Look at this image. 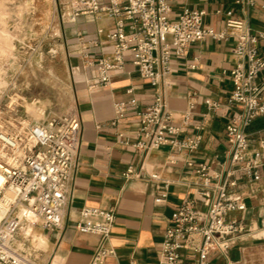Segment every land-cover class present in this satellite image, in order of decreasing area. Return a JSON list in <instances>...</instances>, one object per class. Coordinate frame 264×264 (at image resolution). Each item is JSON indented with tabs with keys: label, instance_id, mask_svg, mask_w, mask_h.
Masks as SVG:
<instances>
[{
	"label": "crops",
	"instance_id": "1",
	"mask_svg": "<svg viewBox=\"0 0 264 264\" xmlns=\"http://www.w3.org/2000/svg\"><path fill=\"white\" fill-rule=\"evenodd\" d=\"M168 1L173 20L185 9L205 10V26L217 31L226 29L229 18L246 16L253 32L264 33V0H253L251 5L236 0ZM115 24L116 20L108 16L68 17L65 22L74 113L82 119L83 132L64 226L47 230L41 224L28 225L20 233L22 238L26 232L38 264H90L101 236L82 233L75 227L84 207L115 213L109 241L114 253L107 264H165L162 243L182 201L194 199L205 210L217 193L213 186L203 185L202 177L188 161L212 164L214 185L224 181L230 166L226 126L236 112V107L229 103L233 91L230 72L239 61L236 37L231 34L226 39L208 37L191 44L184 56H174L172 60L167 108L174 123L182 126L183 136L202 135L200 148L179 153L163 146L143 158L133 146L140 129L137 109L130 106L127 115L116 120L115 104L135 100L139 109L145 108L153 102L156 87L140 75L130 55L123 68L111 73L108 84L100 83L97 65L87 64L86 54L95 61L112 57L113 44L108 34ZM258 48L264 56V39ZM263 80L264 72L257 77V83ZM129 89L133 91L129 93ZM206 100L217 102L218 108H211ZM186 115H190L187 122ZM247 133L251 152L259 150L264 140V115L252 123ZM129 166H134L136 172L127 178L124 174ZM153 173L159 178H151ZM237 179L239 185L232 192L246 200L247 210L229 218L243 219L247 232L229 255L248 264H264V173L258 182H249L242 173ZM182 254L180 264H197L194 253ZM217 262L225 264L222 258Z\"/></svg>",
	"mask_w": 264,
	"mask_h": 264
},
{
	"label": "built area",
	"instance_id": "2",
	"mask_svg": "<svg viewBox=\"0 0 264 264\" xmlns=\"http://www.w3.org/2000/svg\"><path fill=\"white\" fill-rule=\"evenodd\" d=\"M236 2L253 4V0ZM64 8L67 17L108 16L116 20L108 34L112 57L95 61L86 54L87 64L97 65L101 84H108L111 73L123 68L130 55L140 75L156 87L153 102L145 108L139 109L135 100L115 104L116 120L124 118L130 106L137 109L140 129L133 146L143 158L163 146L179 153L200 148L202 135L183 136L182 126L174 123L167 108L172 60L184 56L191 44L208 37H236L239 61L230 72L233 91L229 99L236 112L226 126L230 166L224 181L214 185L212 164L188 161L202 177L203 185L213 186L217 193L205 210L194 199L182 201L166 230L161 254L165 264H180L183 251L194 253L197 264H218V258L225 264H248L229 255L247 232L243 219L229 216L247 210L246 200L232 192L239 185L238 174L245 175L249 182H258L264 173V140L259 150L251 152L247 133L252 123L264 115V80L257 83L264 72V56L258 48L264 33L253 32L246 16L229 18L226 29L217 31L205 26V10L185 9L173 20L168 0H66ZM206 103L214 109L219 105L210 100ZM189 119L186 115L185 121ZM82 132V119L74 112L38 123H29L23 117L0 119V264H37L27 234L20 237L24 227L41 224L44 229L56 230L64 226ZM135 172L136 168L129 166L124 175L129 178ZM151 178L158 179L159 175L153 173ZM81 216L75 227L82 233L101 236L90 264H107L114 253L109 245L114 211L84 207Z\"/></svg>",
	"mask_w": 264,
	"mask_h": 264
},
{
	"label": "rangeland",
	"instance_id": "3",
	"mask_svg": "<svg viewBox=\"0 0 264 264\" xmlns=\"http://www.w3.org/2000/svg\"><path fill=\"white\" fill-rule=\"evenodd\" d=\"M65 1L0 0V119L74 112Z\"/></svg>",
	"mask_w": 264,
	"mask_h": 264
},
{
	"label": "bare ground",
	"instance_id": "4",
	"mask_svg": "<svg viewBox=\"0 0 264 264\" xmlns=\"http://www.w3.org/2000/svg\"><path fill=\"white\" fill-rule=\"evenodd\" d=\"M28 228H29V227H28ZM28 228H27V229H28ZM29 230H30V229H29ZM35 236H36V235H35ZM35 236H34V237H35ZM37 237H38V236H37ZM40 238H41V237H40ZM42 240H43V239H42ZM42 240H41V241H42ZM43 241H44V240H43Z\"/></svg>",
	"mask_w": 264,
	"mask_h": 264
}]
</instances>
